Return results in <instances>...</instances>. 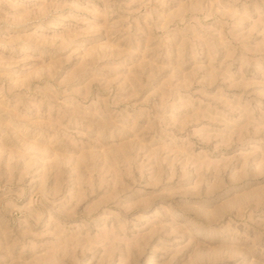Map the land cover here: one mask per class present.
<instances>
[{
  "label": "rangeland",
  "instance_id": "374dc122",
  "mask_svg": "<svg viewBox=\"0 0 264 264\" xmlns=\"http://www.w3.org/2000/svg\"><path fill=\"white\" fill-rule=\"evenodd\" d=\"M0 264H264V0H0Z\"/></svg>",
  "mask_w": 264,
  "mask_h": 264
}]
</instances>
